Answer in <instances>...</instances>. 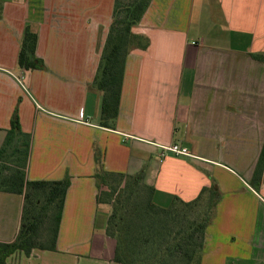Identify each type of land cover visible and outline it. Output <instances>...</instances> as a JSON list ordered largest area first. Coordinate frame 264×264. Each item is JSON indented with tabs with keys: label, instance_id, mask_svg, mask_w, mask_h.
Returning a JSON list of instances; mask_svg holds the SVG:
<instances>
[{
	"label": "crops",
	"instance_id": "1",
	"mask_svg": "<svg viewBox=\"0 0 264 264\" xmlns=\"http://www.w3.org/2000/svg\"><path fill=\"white\" fill-rule=\"evenodd\" d=\"M0 146L17 109L32 134L27 177H70L57 250L6 264H118L97 201L95 149L110 172H143L163 199H219L200 264H264V0H152L126 59L114 128L92 86L114 0H0ZM26 25L45 69L18 65ZM177 143L189 155L164 147ZM263 154L261 172L256 173ZM24 196L0 191V241L18 234Z\"/></svg>",
	"mask_w": 264,
	"mask_h": 264
},
{
	"label": "trees",
	"instance_id": "2",
	"mask_svg": "<svg viewBox=\"0 0 264 264\" xmlns=\"http://www.w3.org/2000/svg\"><path fill=\"white\" fill-rule=\"evenodd\" d=\"M152 0H114L111 24L102 48L92 86L102 92L99 125L114 128L122 95L126 59L133 48H145L148 40L136 33ZM1 7V4H0ZM38 35L26 25L20 43L18 65L22 70L45 69L36 53ZM264 61L263 54H252ZM32 134L20 124L17 109L0 146V191L24 196L21 225L13 241H0V264L16 251L30 255L34 249L57 250L58 234L70 177L30 180L27 170ZM98 203L111 206L106 234L115 240L113 260L118 264H200L206 229L219 199L205 191L192 201L159 196L145 181L143 172H110L103 155L94 153ZM263 154L256 173L261 172ZM202 209L195 210L200 202Z\"/></svg>",
	"mask_w": 264,
	"mask_h": 264
},
{
	"label": "built area",
	"instance_id": "3",
	"mask_svg": "<svg viewBox=\"0 0 264 264\" xmlns=\"http://www.w3.org/2000/svg\"><path fill=\"white\" fill-rule=\"evenodd\" d=\"M164 149L177 155H189L188 148L181 146L177 143H173L172 145L166 146L164 147Z\"/></svg>",
	"mask_w": 264,
	"mask_h": 264
},
{
	"label": "rangeland",
	"instance_id": "4",
	"mask_svg": "<svg viewBox=\"0 0 264 264\" xmlns=\"http://www.w3.org/2000/svg\"><path fill=\"white\" fill-rule=\"evenodd\" d=\"M0 4H2V2L0 1ZM1 8V7H0ZM204 202H200V204H198V207L196 208L195 207V210H199V209H202L203 208V206H204V204H203Z\"/></svg>",
	"mask_w": 264,
	"mask_h": 264
}]
</instances>
